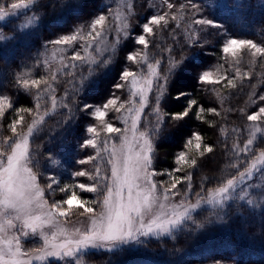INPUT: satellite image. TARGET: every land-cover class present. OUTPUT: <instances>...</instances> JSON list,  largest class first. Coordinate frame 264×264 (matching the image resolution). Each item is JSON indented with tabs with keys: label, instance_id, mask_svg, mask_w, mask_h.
Masks as SVG:
<instances>
[{
	"label": "trees",
	"instance_id": "16d2710c",
	"mask_svg": "<svg viewBox=\"0 0 264 264\" xmlns=\"http://www.w3.org/2000/svg\"><path fill=\"white\" fill-rule=\"evenodd\" d=\"M0 2L5 5V10H10L8 6L19 3V0ZM195 2L200 7L199 13H193L188 7L189 0H37L30 8L19 10L17 16L0 22V30L5 36L15 35V39L0 43V93L7 95L13 104V108L5 107V114L0 117V150L10 151L8 145L12 140L5 141L15 139L10 128L13 120L23 117L17 125V134L23 135L36 118L35 97L14 87L13 74H22L29 80L44 77L54 91L50 89L40 100L43 106L40 115L44 116V123L37 125L30 143L33 163L38 162L37 169L42 173L40 184L46 187V177L52 176L50 173L53 171L58 175L54 177L60 181V186L75 185L79 177L76 178L74 173L90 165L99 166L101 177L110 176L111 169L107 163L110 146L119 141L126 126L122 121L123 115L132 107L129 82L122 81L120 74L127 68L135 72L137 78L147 77L148 64H152L155 75L150 79L154 85L145 100L138 130L151 132L157 127L158 119L164 121L158 135L153 138L152 168L157 174L152 179L157 182L158 189L161 192L170 189L171 196L172 193L184 196L189 183L187 179H182L176 189H171V184L176 177L191 175V192L206 196L208 190H214L222 180L243 171L252 153L246 157L244 152H240L237 156L236 150L242 149L253 135L252 152L258 154L264 150V122L247 120V115L261 103L258 97L264 95V58H253L247 50H240L233 57L230 53H222L221 46L225 39L224 29L230 37L252 39L264 45V0ZM168 3L173 4V8L169 9ZM181 5L185 7L181 8ZM165 13L166 26H153L154 33L146 36L148 48L135 44L133 39L125 36V31L139 34L138 25L147 17ZM99 14L107 16V31L102 36L109 45L105 54L91 48L99 38L81 40L74 47L48 44L49 40L70 34L78 26H86ZM32 15L38 17L36 22L21 30L19 26ZM201 18L214 20L222 25V29L196 25L194 21ZM125 24L129 25L128 29H125ZM191 39H196L198 43L192 46ZM89 43L91 47H88ZM113 46L116 48L114 53L111 51ZM75 51L80 52L82 60L71 59ZM135 52L140 53L137 60L127 61L126 55ZM181 56L185 58L183 66L175 68V62ZM94 58L108 59V63L103 67L91 64L96 70L89 76L87 69ZM206 70L212 72L211 78L218 83L201 84L197 81V77ZM166 74L170 80L167 94L159 105L160 117H157L155 81H163ZM229 78L237 85L235 88L228 84ZM116 83H125V87L114 89ZM178 92L187 95L177 100ZM113 93L120 98L117 106L124 102V107L119 112L110 107L105 119L119 127L121 132L108 134L101 129L98 149L81 151L79 141L85 135H91L84 132L85 126L99 122L93 121L80 108L85 103L102 105ZM190 99H195L205 109L202 113L199 108L196 109L199 120L194 118L195 114L192 119L185 118L179 122L169 118L172 112L183 111ZM64 103L72 108L70 119L68 109L62 106ZM25 108H31L33 112L20 111ZM44 108L48 109L47 113ZM208 109H215V112ZM192 132H199L202 136L200 150L195 147V139L191 146L185 147ZM204 144L212 145L214 150L201 156ZM105 147L108 151L104 150ZM181 150L190 159L197 160L195 167L176 164V156ZM97 151L99 155L94 161L85 165L78 163L79 159L96 155ZM55 157L59 160L58 168L51 164ZM233 163L239 167H231ZM177 167L181 169L178 172L174 171ZM161 181L164 183L161 184ZM248 184L255 185L248 189L252 205L233 200L223 211L211 207L201 209L193 214L196 224L203 225L201 228L189 223L175 234V239L150 238L143 245L122 247L113 252H92L83 256L80 264H214L216 260L224 264H264V169L245 182V186ZM78 194L87 197L93 208L99 210L94 200L97 197L102 199V194L79 189ZM46 195L51 201L48 192ZM54 198L63 199L64 194L57 191ZM195 198L190 197L191 201ZM71 213L79 215L83 209L75 206L71 208ZM48 264L63 263L50 261Z\"/></svg>",
	"mask_w": 264,
	"mask_h": 264
},
{
	"label": "snow or ice",
	"instance_id": "6c2138e0",
	"mask_svg": "<svg viewBox=\"0 0 264 264\" xmlns=\"http://www.w3.org/2000/svg\"><path fill=\"white\" fill-rule=\"evenodd\" d=\"M37 3V0H19V3H11L5 10V5L0 2V20H4L9 16H17L18 11L21 9H28L31 5ZM169 9L173 8V4L168 3ZM185 5H181L184 8ZM188 7L193 10V13H199L200 7L195 0H189ZM166 15H151L147 17L142 24H139V34L132 35L125 31V36L133 39L134 43L149 47V40L146 36L154 33L153 26L164 27L167 24ZM38 17L32 15L27 18L26 22L21 24V30L29 28L36 22ZM175 19V17H173ZM107 16L99 14L86 26H78L70 34L61 35L55 39L49 40L48 44L51 45H64L74 47L81 40L91 38L93 41L97 38H102L105 31V23ZM162 22H164L162 24ZM196 25L205 27H213L222 29V25L216 23L212 19H196ZM125 29L129 25L125 24ZM225 39L222 43V53L231 54L233 57L237 56L238 51L247 50L251 53L253 58H264V45L254 42L252 39H239L230 37L224 29ZM15 39L13 36H5L3 31L0 30V43ZM192 46H195L198 41L191 39L189 41ZM83 47V45H81ZM91 47V43L88 44ZM111 51H116L115 46ZM139 52L129 53L126 55V60L135 62ZM73 61H79L83 58L79 51L72 54ZM184 57L181 56L175 62V68L183 66ZM238 62V61H237ZM108 63V59L96 60L95 58L89 63L88 74L89 76L95 72V68L91 64H96L97 67H103ZM159 63V61H156ZM75 66V65H73ZM67 67V65H65ZM149 70L153 69L152 64H148ZM239 73V69L237 68ZM70 74V73H69ZM174 74V72H173ZM136 73L132 70L125 69L120 74V79L127 83L129 78L133 86V95L140 96L141 111L145 106V90L152 91L154 81L148 79L145 81V87L136 89ZM211 71H203L198 77L197 81L201 84L218 83L212 78ZM55 80V75L52 76ZM87 79V77H85ZM170 80L169 75H165L163 81L157 79L155 81V89L158 93L155 96L156 115L160 117L161 109L159 107L162 98L167 94L168 83ZM125 83H116L113 85L114 89H122ZM43 84V87H42ZM228 84L235 88L237 85L233 83V79H228ZM13 85L18 91H23L25 94L33 95L35 97V112L36 118L27 127V133L23 135L17 134V125L23 120L19 117L13 120L10 124L11 131L15 139L8 138L12 142L8 145L10 151L5 152L0 150V264H31V259H20L19 257L27 256L28 253L21 251V237H35L39 236L42 241V247L36 249L37 260H45L47 258L65 260L66 258H74L76 264H80L81 257L92 249H106L109 252L123 248H130L136 245H143L150 238H161L165 236L175 239V234L182 231L189 223L196 224L193 213L202 205L210 206L213 209L223 211L230 201H245L248 205L253 204L248 189L255 187V185L248 184L245 186L247 180H251L254 172L264 169V150L259 151L258 154L252 152L253 138L248 139L247 143L242 149L236 150L237 156L240 152H244L245 156L252 153L251 159L247 161V167L243 171H238L236 175L222 180L220 184L213 190L209 189L207 195H201L200 192L192 193L191 175L180 178L176 177L175 182L171 184V189H176L177 184L181 183L182 179L189 181L187 190L184 193L183 199L179 203H168L170 189H164L163 192L157 191V182L150 179L151 176L156 175V171L152 168V161L154 159V136L158 135L159 127L164 123L162 119L157 120V127H154L151 132H141L140 137L142 142L138 144L135 156L131 155V149L128 154L123 156L119 155L113 145L107 163L111 165L110 176H100V168L96 167V174L86 172L84 170L76 171V177L88 176L90 180L95 181L93 184L78 183L76 185H69L67 187L60 186V181L54 176H47L46 189L48 195L52 197L51 203L45 197V190L39 186L38 180L42 173L37 169V164L33 163L32 155L29 151V137H31L37 128V125L44 123V116L40 115V103L42 96L52 89V85L44 77L37 79L25 78L22 74L17 76L13 74ZM33 89L35 91L33 92ZM54 91V89H52ZM186 93L178 92L175 99L179 100L181 97H186ZM119 97L113 93L104 104L96 106L83 104L80 110L87 113L88 116L97 123H90L85 126V137L79 141L78 148L82 151L88 148L98 149V138L100 130L108 134L120 133L121 129L115 126L114 123L106 121L109 114L110 107L116 112H119L124 107V102L117 106ZM260 104L247 115V120L250 122L261 121L264 122V95L258 97ZM53 108H55V97H52ZM257 104V101H253ZM63 108L68 109L69 119L71 118L72 108L68 103H64ZM5 107L13 108V104L7 95L0 93V117L5 114ZM205 111L200 107L195 99H190L187 106L183 111L172 112L170 119L177 122L184 121L185 118H194L199 120L200 115L196 112ZM20 111H27L32 113L33 109L25 108ZM48 109L44 108L47 113ZM210 112H215V109H208ZM132 121V129L135 132L137 121ZM260 129L258 128L257 131ZM193 139L197 141L195 147L197 150L201 149L202 136L199 132H192L186 141L185 147L191 146ZM126 137L121 136L120 142L123 145ZM108 151L107 147L104 149ZM213 146L204 144L203 151L200 155L205 153H212ZM99 155H89L86 158L78 160L80 165H85L96 159ZM176 164H190L195 167L197 160L189 158L184 150H181L176 156ZM245 163V161H240ZM233 168H238L239 165L233 163ZM152 169L151 171H149ZM177 167L174 171H180ZM170 175V173H168ZM161 184L164 182L161 181ZM76 188L82 192L99 193L102 194V199L97 197L94 202L99 205V211H96L91 206H88V198L78 195ZM59 191L64 194V198L57 200L55 195ZM203 191V189H201ZM176 193H172L175 195ZM195 196V202L192 203L190 197ZM66 205L71 209L74 205L83 209V213H95L89 216L86 226L75 228L71 235H68V229L61 225L59 218L67 217L68 213L64 209ZM81 213V214H83ZM16 221H20L17 226ZM196 227L201 228L203 225L196 224ZM15 229L18 235H13L11 239L8 238V231ZM71 264V260L67 261ZM214 264H224L223 261L216 260Z\"/></svg>",
	"mask_w": 264,
	"mask_h": 264
},
{
	"label": "rangeland",
	"instance_id": "374dc122",
	"mask_svg": "<svg viewBox=\"0 0 264 264\" xmlns=\"http://www.w3.org/2000/svg\"><path fill=\"white\" fill-rule=\"evenodd\" d=\"M6 18H8V17H6ZM2 21L3 20H0V22H2ZM98 40L99 41H97V42L92 44L91 48H93V50H97L98 49L100 51V53H102V54L104 53L105 54L108 51V49H109V45H108L107 41L104 38H99ZM153 75H155V71L152 69V70H149V73H148L147 77H143V78L135 77L136 80H137L135 88L139 89V88L145 87V81L150 79V76L152 77ZM131 79L132 78H129L128 82H129L130 95H131V99H132V107L129 110H127L125 113L123 112L124 115H123V118H122V121L126 125L125 126V130L120 134L119 139H118L119 141H117V143H113L110 146V151H111L113 145H115L117 153L119 155H121V156H123L124 154H128L129 153V149H131V153L130 154L135 156L136 151H137V146H138L139 143L142 142V138L140 137L141 131L138 130V126L141 123V119H142V115H143V110L142 111L140 110L141 109V104H140V99L141 98H140L139 95H135V96L133 95L134 89H133V86L131 84ZM149 92L150 91L145 90L144 95H145L146 99H147V96L149 95ZM137 115H139V120L137 121L136 129H135V132H134L133 129H132V121L134 119H136ZM32 136L29 137V151L31 149L30 143H31ZM121 136L126 137V141H125V143L123 145L120 142V137ZM51 164L53 165V167H57L58 168L59 165H60L58 158L57 157L53 158L52 161H51ZM85 169H87L89 171H86ZM85 169H83V170L86 171V172L92 173L93 175L96 174L95 173L96 172V166L95 165H90L89 168H85ZM110 169H111V165H110ZM255 173L256 172H254V174ZM72 174L73 173H71V175ZM50 175L58 176L57 173H55L53 171H51ZM59 175H61L60 171H59ZM110 175H111V173H110ZM65 179H68V178H65ZM150 179H152V176L150 177ZM77 180L78 181L75 182V185L78 184V183L93 184V182H92L93 180H90L87 175L84 176V177H79V179H77ZM38 183H39V186L42 189H44V190L46 189V187H43L40 184L39 180H38ZM72 185H74V184H72ZM75 190H76V192L78 194V188H76ZM157 191L161 192L158 189V187H157ZM46 192L47 191H45V197H46V199H48V202L51 203L50 199L46 195ZM181 199H183V196H181V195H178V194H175V195H172V196L169 195L168 203H179L181 201ZM195 199L193 201H191V202L194 203ZM88 206L94 207V205L90 204L89 202H88ZM73 207H75V205ZM209 207L210 206L202 205L201 208L196 210V212L201 210V209L209 208ZM64 209L67 211L68 216L59 218V221H60L62 226L66 227L68 229V233H67L68 235H71L75 228H81V227L86 226L89 216L95 214V213H91V214L83 213V214L75 215V214L71 213V209H69L67 206H64ZM196 212H194V213H196ZM16 223H17V226H19L20 221H16ZM7 235H8V238L11 239L13 235H18V233L16 232L15 229H12V230L8 231ZM166 237H169V236H165V237H161V238H166ZM153 238H155V237H153ZM42 245H43V241H42V239L39 236L33 237V236L30 235L27 238L21 237V251L22 252L26 251L28 253V255L27 256H23L22 255L19 258L22 259V260L31 259V264H48L50 261L62 262L63 264H67L68 260H71V264H76V261H75L74 258H66L65 260H58V259H52V258H47L45 260H37L35 258L36 255L38 254L36 249L42 247ZM92 252H109V251H107L106 249H92V250L86 252L83 256H86L87 254H90Z\"/></svg>",
	"mask_w": 264,
	"mask_h": 264
}]
</instances>
